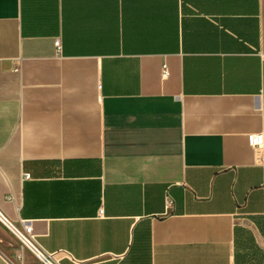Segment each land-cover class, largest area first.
I'll return each instance as SVG.
<instances>
[{
    "label": "crops",
    "instance_id": "obj_1",
    "mask_svg": "<svg viewBox=\"0 0 264 264\" xmlns=\"http://www.w3.org/2000/svg\"><path fill=\"white\" fill-rule=\"evenodd\" d=\"M252 133L264 0H0V210L45 264H264Z\"/></svg>",
    "mask_w": 264,
    "mask_h": 264
},
{
    "label": "rangeland",
    "instance_id": "obj_2",
    "mask_svg": "<svg viewBox=\"0 0 264 264\" xmlns=\"http://www.w3.org/2000/svg\"><path fill=\"white\" fill-rule=\"evenodd\" d=\"M0 223L2 225L1 234L5 237V241L0 245L2 252L16 264H45L34 251H31L26 244L24 245L19 236L15 235L2 221ZM243 264H253V262L243 260Z\"/></svg>",
    "mask_w": 264,
    "mask_h": 264
},
{
    "label": "built area",
    "instance_id": "obj_3",
    "mask_svg": "<svg viewBox=\"0 0 264 264\" xmlns=\"http://www.w3.org/2000/svg\"><path fill=\"white\" fill-rule=\"evenodd\" d=\"M54 45L58 48V50L61 48V45H60V40H56ZM249 141H250V144L257 148V149H260L263 147L264 145V135L262 133H252L250 134V138H249ZM31 177V173H26L25 174V178L29 179ZM102 213V211H101ZM0 221H2L4 224L7 222V223H10L11 225H13V222L11 220H9L3 213L2 211L0 210ZM6 225V224H5ZM14 226V225H13ZM15 228V227H14ZM16 229V228H15ZM23 234V239H21L22 242H24V245L25 244H28L29 246L35 248L37 251H39L40 253H42V255L44 256V259L45 260H49L51 258V255L50 254H46L44 251H42L39 246L36 244L35 242V237L33 235V226L31 224V222L29 221H26L24 222V228L21 229Z\"/></svg>",
    "mask_w": 264,
    "mask_h": 264
},
{
    "label": "bare ground",
    "instance_id": "obj_4",
    "mask_svg": "<svg viewBox=\"0 0 264 264\" xmlns=\"http://www.w3.org/2000/svg\"><path fill=\"white\" fill-rule=\"evenodd\" d=\"M6 224V226H8L12 231H13V233L15 234V235H17V236H19L21 239H23V236H22V234H23V232H22V230L19 228V227H17V226H13V225H11L10 223H5ZM16 229H15V228ZM27 245V247H29L31 250H33V251H35L37 254H38V256L40 257V258H42L43 260H45L44 259V256L42 255V253H40L39 251H37L35 248H33V247H31V246H29L28 244H26Z\"/></svg>",
    "mask_w": 264,
    "mask_h": 264
},
{
    "label": "trees",
    "instance_id": "obj_5",
    "mask_svg": "<svg viewBox=\"0 0 264 264\" xmlns=\"http://www.w3.org/2000/svg\"><path fill=\"white\" fill-rule=\"evenodd\" d=\"M258 224L262 228V230L264 231V220L258 222Z\"/></svg>",
    "mask_w": 264,
    "mask_h": 264
}]
</instances>
